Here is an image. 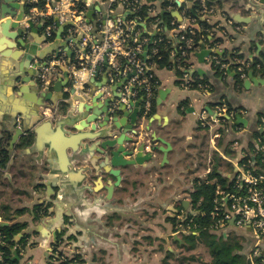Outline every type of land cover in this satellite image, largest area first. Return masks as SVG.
I'll use <instances>...</instances> for the list:
<instances>
[{
    "label": "crops",
    "instance_id": "1",
    "mask_svg": "<svg viewBox=\"0 0 264 264\" xmlns=\"http://www.w3.org/2000/svg\"><path fill=\"white\" fill-rule=\"evenodd\" d=\"M52 1L30 2H34V7L49 12ZM261 1L214 0L215 7L223 12L218 11L211 17L210 24L215 23V26L211 30L214 29L213 36L208 37L210 42L204 43L207 48L213 52H223L218 57L228 61L235 59L238 54L248 59L249 64L257 58L263 60L264 4ZM101 8L96 2L88 12L93 10L92 18L95 19ZM30 13L31 8L27 7L26 14ZM49 20L56 22L50 37L45 35L41 23H35L36 27L42 26L38 29V35L45 38V43L38 44L29 36L28 51L9 49L8 42L12 41L8 39H5L4 49L0 47V134L9 123L17 121L24 129L31 128L39 114L43 113L44 109L35 105L40 99L37 90L27 85V90L21 95L14 89L15 77L24 74L26 69L29 70L30 51H34L33 63L42 65L55 55L59 61V73L54 82H65L67 79L64 73L69 72L68 67L77 62L76 55L81 50V34L73 37L69 31L71 24H59L56 16ZM171 48L169 66L152 64L156 84L151 106L146 110L149 113L144 110L142 97L135 102L129 99V105L140 102L142 117L147 115L138 124V141H146L147 150L152 145L162 150L153 152L152 161L144 166L122 169L121 185L115 189L111 199H107L105 190H96L116 179L107 176L109 181L103 182L101 175L95 177L94 173H90L92 178L82 181L79 176L70 179L63 173L68 164H64L57 151L49 147V128L38 136L31 134L26 141L20 139L16 150L0 163V222L2 225L10 224L11 220L28 223L20 233L23 236H16V245L12 248L18 264H60L61 261L54 255L52 248L56 238L63 240L62 247L67 257L78 258L73 264H163L168 254L172 253L176 258L180 251L186 250L183 247L186 242L181 236L183 230L177 227L176 221L184 220L188 213L195 214L191 193L196 179L206 180L213 169H217L223 177H233L236 172L235 163L242 161L244 154L251 153L256 148L258 134L261 132L258 124L264 117V84H252L250 88L244 84V88L239 89L234 84L235 72L222 78L215 74L208 61L200 63L195 55L190 60L191 76L196 81L206 78L212 87L209 94L198 88H188L184 83L175 42L171 44ZM43 53L49 54L48 57L40 58ZM22 62L25 65L23 71L17 68ZM108 71L109 68L103 67L99 75L93 78L94 82L101 83L102 87L109 86ZM69 74L70 85L66 89L72 84L71 72ZM132 74L124 72L122 76L119 75L117 83L109 86L111 94L107 93L102 97L99 104L105 98L121 95L118 89H121V84L127 83L125 81ZM254 76L264 78V74L255 71ZM245 80L247 77L244 82ZM101 88H96V92L101 91ZM85 90L88 91L89 87L86 86ZM224 99L234 108L247 112L245 118L248 119V124L235 122L230 133L225 130L223 123H213L212 120L209 125L202 126L199 117L202 110L208 108V114L215 118L217 105ZM59 103L57 120L62 123L65 133L71 135L75 131L69 125H75L79 117L73 113L71 106L60 100ZM149 125L150 130H147ZM237 127L247 129L238 132ZM201 129H207L209 134L212 151L209 155L206 154ZM152 134L163 138L169 146L154 142ZM214 134L219 135L215 139L217 149L212 146ZM234 139L240 141L238 147H233ZM86 144L82 143V150L87 147ZM215 153L231 164L232 174H225L217 167L213 158ZM68 154L72 169L93 171L90 161L95 155L85 153L78 156L77 160L81 161L79 164L72 160L70 151ZM221 154L228 156L229 160L223 159ZM206 155L207 162L212 163V166H208L203 174L196 177L195 173ZM96 165L99 166V163L96 162ZM106 169L110 170V167ZM185 200L191 201L188 209L183 206ZM40 206L47 208L48 215L35 219L34 210ZM1 213L10 216V221H4ZM232 231L242 238L245 251L250 252L254 237L249 230L232 227L227 233H215L226 237Z\"/></svg>",
    "mask_w": 264,
    "mask_h": 264
},
{
    "label": "built area",
    "instance_id": "2",
    "mask_svg": "<svg viewBox=\"0 0 264 264\" xmlns=\"http://www.w3.org/2000/svg\"><path fill=\"white\" fill-rule=\"evenodd\" d=\"M213 1L53 0L49 12L34 7V2H31V13L26 16V20L41 23L47 37L52 35L56 24L50 22L49 18L55 16L59 24H71L69 31L73 37L81 34V50L76 55L77 62L68 67L73 86L83 89L91 79L99 75L103 67L109 68V86L117 83L118 76H122V73L132 72V76L125 81L127 83L121 84V89H118L121 98L115 100L109 110L114 113L119 102L128 103L129 99L135 102L139 97H142L148 110L156 84L151 60L158 53L155 46L166 39L175 42L185 85L209 94V84L196 81L191 76L190 60L200 49L194 40L197 33H201L203 38L206 34L208 37L213 36L214 29L210 31L203 24H210L212 16L218 11L223 12L215 7ZM96 2L102 6L99 16L88 20V9ZM175 12L180 14L181 19L176 17ZM210 25L214 27L215 23ZM217 56L214 53L210 55L207 58L208 63L212 66L215 62L222 69L229 70L230 63L220 62ZM58 63L54 55L40 68L38 78L43 86L47 82H54L58 77ZM235 63L238 64L236 69L241 72V77L246 78L244 68L250 64L240 60L234 61ZM109 86L106 85L98 91L103 93V98L107 93L111 94ZM43 114L48 117L52 112L50 108H46ZM215 114L214 118L207 110H202L199 116L200 124L207 126L211 120L213 123H223L225 130L230 133L236 124L237 115L247 117L244 110L230 109L225 100L219 101ZM258 127L261 132L256 141V148L243 156V159L250 156L247 164L242 161L235 163L236 172L230 178L233 191L217 186L214 208L210 213L215 221V232L227 233L232 227L251 232L254 237L251 264H264V117ZM246 129L237 127L238 132H244ZM217 137L218 134L213 135L212 146L215 149ZM239 145L240 141L234 139L233 147ZM221 156L229 160L225 154Z\"/></svg>",
    "mask_w": 264,
    "mask_h": 264
},
{
    "label": "water",
    "instance_id": "3",
    "mask_svg": "<svg viewBox=\"0 0 264 264\" xmlns=\"http://www.w3.org/2000/svg\"><path fill=\"white\" fill-rule=\"evenodd\" d=\"M30 1L27 2L26 0L23 3L20 0H0V47L2 49H4L6 44L5 39L12 41L8 42L9 49L16 48L18 50L28 49L29 36H32L38 44L45 43V38L38 35V29L42 26L36 27L33 21L26 20V8H31L32 5ZM261 2L264 4V0ZM96 10H99V8L96 7ZM93 14V10L89 11L87 18H92ZM175 15L181 19L178 12H175ZM213 53L223 55V52H213L207 48L204 42H200V52L196 56L200 63H205L207 58ZM29 54V70L26 69L24 74L21 73L15 77L14 89L24 95L27 85H30L29 87L37 90L40 96L39 101L35 105L42 107V109L50 108L52 115L46 117V115L40 113L33 126L26 129L18 121L17 123H9L8 127L4 128L0 134V163L9 158L10 154L16 150L20 139L23 138L26 141L31 134L34 133L38 136L42 131L49 128L51 130L49 147L57 151L60 159L64 160V164H68L64 167L63 173L70 179L71 177L79 176L82 181L92 178L91 175L89 176L90 173H94L95 177L101 175L103 182L109 181L107 176L116 179L115 182L111 180L112 182L106 183L96 190V192L105 190L107 199H111L115 189L121 185L122 169L144 166L145 163L152 161L153 152L157 149L162 150V148H158L155 145H152L151 149L147 150V142L138 141L140 136L138 124L147 117V115H143L144 117L141 115L140 102L132 105H129L131 101L128 103L119 102L115 112L112 113L109 110L110 105L115 100H119L121 95L105 98L99 104L103 93L96 92V88L100 89L102 84L94 82L92 79V82L86 85L89 87L88 91L85 90L86 86L81 89L76 88L72 84L70 88L66 89L70 85V74L68 71L64 73V77L67 79L65 82L58 80L56 82H47L43 86L38 78V73L40 68L46 65L47 62H44L43 65L37 62L33 63L32 54H34V51H30ZM47 55L49 54L43 53L40 58L44 59L48 57ZM22 63L17 68L23 71L25 65ZM244 84L247 88H250L252 84H264V78L255 77L254 71L251 70ZM68 97L69 99H67ZM59 100L71 106L74 110L73 113L79 117L75 125H69L75 131L71 135L65 133L62 123L57 120V116L60 113ZM33 109L35 110L36 108L34 107ZM207 110L209 109L207 108ZM236 122L237 124L247 125L248 119L237 115ZM150 125L147 130H150ZM151 138L154 142H161L166 144L167 147L169 146L168 142H165L161 137L152 134ZM85 142L87 147L82 150V143ZM69 151L72 153V160L78 161L77 163L79 164L81 161L77 160L78 156H82L85 153L95 155L90 161L93 171L84 170V168H79L80 170L72 169ZM96 162L99 163V166L96 165ZM106 167H110V170H107ZM190 205L191 201H183V206L186 209ZM3 225L6 226L8 224L4 223ZM22 236L23 234H19L17 237L21 238ZM56 242L57 238L54 239V243Z\"/></svg>",
    "mask_w": 264,
    "mask_h": 264
},
{
    "label": "trees",
    "instance_id": "4",
    "mask_svg": "<svg viewBox=\"0 0 264 264\" xmlns=\"http://www.w3.org/2000/svg\"><path fill=\"white\" fill-rule=\"evenodd\" d=\"M213 1V0H211ZM203 26L205 28L212 30L213 26L207 23H204ZM206 34L205 38L201 37V33H197L194 38L195 43L200 48V42H210L208 36ZM169 39H166L164 42L159 43L155 46L158 50L157 55L152 58L153 63H157L160 66H169L171 64V44ZM218 57V56H217ZM220 62L230 63L229 70H224L220 67L219 64L212 65L215 70L216 75H220L222 78H227L230 76V72H235L234 76V84L237 88H244V79L241 77V72L237 71L236 66L238 64H234V61L240 60L244 61V56L238 54L235 59L232 61L225 60L221 57H218ZM248 62V59H245ZM249 67L244 68V73L248 75V73L252 70L255 72H259L260 74H264V59H254L250 61ZM203 83L210 84V82L203 78L199 80ZM211 84L209 85V89L211 90ZM144 95V94H143ZM225 100V99H224ZM228 107L230 109L234 108L227 100H225ZM146 111V108L144 107ZM237 110H239L237 108ZM147 112V111H146ZM149 113V111L147 112ZM260 136V134H258ZM259 158V156H256ZM250 156L242 160V163L247 164ZM230 179V178H229ZM216 181L212 183V181ZM225 177H223L217 169H213L211 174L208 176L206 180L196 179L195 188L191 193V201L195 210V214L188 213L185 216L184 220H177L176 225L179 226L181 230H183V234L185 235L184 240L186 244L183 246L186 250H193L196 247V243L201 241L206 248L209 250L211 255V261L209 264H248L247 257L244 253L240 251L237 247L239 244H233L231 246L227 241L229 239V235L225 237L224 234H216L214 230L215 221L212 219L210 213L214 208V199L215 192L217 186H221L223 189L232 190V183L229 181L227 186L224 185ZM22 212V211H18ZM35 219L39 217H44L48 215V210L44 206L36 207L34 210ZM3 220L10 221V216H6L1 213ZM12 221V220H11ZM10 224L4 226L0 222V264H18L19 262L14 259V255L12 252V248L16 245L15 238L18 234L22 233V231L28 226L27 222H11ZM187 232V233H186ZM22 242V241H21ZM20 242V243H21ZM62 257V256H61ZM181 259V257H176L170 253L163 261V264H174L172 259ZM78 258L74 256L72 259L66 257L65 260H60V264H73ZM194 259L190 258H182L181 263L187 261L185 264H190L189 261Z\"/></svg>",
    "mask_w": 264,
    "mask_h": 264
},
{
    "label": "rangeland",
    "instance_id": "5",
    "mask_svg": "<svg viewBox=\"0 0 264 264\" xmlns=\"http://www.w3.org/2000/svg\"><path fill=\"white\" fill-rule=\"evenodd\" d=\"M201 133H202V136H204V141H205V150H206V154H211V148H210V145H209V134H208V131L207 129H201ZM208 155H206L205 159L204 160H201L202 162L200 163V166L198 168V170L196 171V177H198L199 175L203 174L206 170V168L208 166H212V163L209 164L207 162V158H208ZM214 160H215V163L217 164V167H219L225 174H232L233 173V168L231 166L230 163L222 160L218 155H216V153L214 154ZM229 181L230 179L228 177H225V182H224V185L227 186L229 184ZM229 239L227 240L229 242V244L231 246H233V244H238L237 247L240 249V251L242 253H244L247 257V260H248V264H251V255H252V252H246L245 251V247H244V244L242 242V238H239L237 235H236V232H230L229 233ZM181 236L184 238L185 235L183 233H181ZM253 244V243H252ZM253 248V246H252ZM62 255H65V252L63 251L62 253H59L58 256H62ZM179 256L182 258H190V257H193L194 259H191L189 261L190 264H209L210 263V260H211V255H210V252L209 250L206 248V246L198 240V242L196 243V247H195V251H188V250H182L180 251V254ZM61 259H63L62 257H60ZM181 259H174L172 262L174 264H180L181 263ZM187 263V261H184L182 264H185Z\"/></svg>",
    "mask_w": 264,
    "mask_h": 264
},
{
    "label": "flooded vegetation",
    "instance_id": "6",
    "mask_svg": "<svg viewBox=\"0 0 264 264\" xmlns=\"http://www.w3.org/2000/svg\"><path fill=\"white\" fill-rule=\"evenodd\" d=\"M45 217V216H44ZM63 240L62 239H60V240H58L57 239V242L56 243H53V247L52 248H54V255L57 257V259H59V260H61V256H58L59 255V253H62L63 252ZM67 257V255L65 254V255H62V260H65V258Z\"/></svg>",
    "mask_w": 264,
    "mask_h": 264
}]
</instances>
